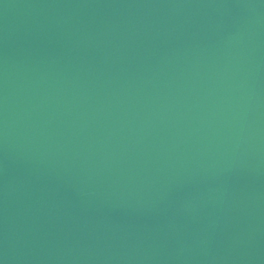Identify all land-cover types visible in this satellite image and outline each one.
<instances>
[{"label":"water","instance_id":"1","mask_svg":"<svg viewBox=\"0 0 264 264\" xmlns=\"http://www.w3.org/2000/svg\"><path fill=\"white\" fill-rule=\"evenodd\" d=\"M0 264H264V0H0Z\"/></svg>","mask_w":264,"mask_h":264}]
</instances>
